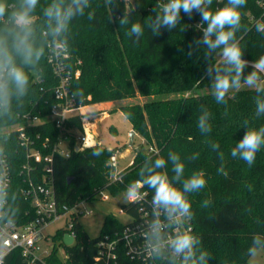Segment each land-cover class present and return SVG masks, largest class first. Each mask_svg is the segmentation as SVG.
I'll return each instance as SVG.
<instances>
[{"label": "trees", "instance_id": "16d2710c", "mask_svg": "<svg viewBox=\"0 0 264 264\" xmlns=\"http://www.w3.org/2000/svg\"><path fill=\"white\" fill-rule=\"evenodd\" d=\"M259 1L264 0H247L238 9L241 21L235 39L243 50V59L248 61L242 84L243 78L253 70L252 64L264 55V32L256 30L257 24L262 23L259 19L264 20V8ZM53 2L38 0L30 13L32 40L42 55L27 65L21 64L17 58V63L27 74L28 83L22 94L12 96L9 108L3 109L4 122L12 121L18 110L34 104L48 112L56 101L53 91L59 77L48 60V43L54 38L45 16V10ZM0 3L6 6L5 15L0 18V34H14L17 29L12 17L20 10L22 0H0ZM157 3L158 0H135L128 8L124 0H112L111 4L108 0H88L83 15L74 16L58 38L69 53V87L75 105L87 106L139 96L146 98L143 103L124 104L120 109L148 145L147 151L136 152L133 164L122 172V181L112 182L107 160L113 149L96 143L77 150L73 139L70 155L55 158L59 198L71 205L97 199L105 188L113 192L127 189L133 182H142L149 174L147 168L153 167L155 160L160 158L166 161L165 166L154 168V172L166 174L178 187L193 172L203 171L206 186L199 192L186 194L193 211L190 220L193 234L199 240L195 249L197 257L206 252L208 255L203 264H247L254 240H259L256 250L264 247V146L257 152L251 166L230 153L243 139L248 127L264 126V113L256 114L257 99L264 100V93H258L254 88H240L228 94L227 104L216 102L212 80L215 67H222L220 50L206 58L207 45L197 43L202 41L204 33L196 25L201 23L206 27V24L195 10L191 18L181 12L180 23L171 32L162 27L161 35H154L145 27L143 37H129L132 23L146 26L154 18L153 9ZM226 4L227 0H223L220 5ZM218 6V1L213 0L209 7L214 11ZM124 16L129 20L127 25L120 24ZM210 67L211 72L208 71ZM77 69H80L78 76L75 74ZM46 100L48 104H44ZM204 111L209 113L208 123L212 130L202 134L198 120ZM82 117L81 114L69 117L67 126L84 131ZM37 128L43 134L51 133L53 138L58 134L51 121ZM213 144H219V147L213 148ZM150 147L155 151L150 152ZM173 153L185 166L178 181L173 179L174 165L170 158ZM221 166L227 176L219 172ZM20 182L16 179L14 183L12 206L25 204L18 190ZM139 189L153 197L154 190L147 185ZM206 199L211 201L208 207L203 206ZM141 207V202L122 205L125 212L136 218L140 216ZM124 227V223L108 214L100 235L92 237L80 218L74 216L76 242L66 245L68 264H93L99 240L105 234L122 231ZM63 235L64 230H58L55 237L62 239ZM51 260L53 264H59L57 257ZM8 262L25 264L18 251L8 257ZM121 264L137 263L123 258ZM162 264H181V258L170 255Z\"/></svg>", "mask_w": 264, "mask_h": 264}, {"label": "built area", "instance_id": "2783aa9c", "mask_svg": "<svg viewBox=\"0 0 264 264\" xmlns=\"http://www.w3.org/2000/svg\"><path fill=\"white\" fill-rule=\"evenodd\" d=\"M130 8L135 0H124ZM218 8L223 0H217ZM164 0H158V3ZM264 8V1H259ZM264 15V13H263ZM262 18V17H261ZM262 23H264L263 19ZM204 33L201 23L196 24ZM61 43V42H60ZM63 44V43H61ZM48 60L53 66L54 73L59 77L53 96L56 101L48 112L45 108L34 104L32 107L18 110L12 121L6 119L3 109H0V264H9L8 257L18 251L25 264H53L57 257L59 264H68L69 254L64 242L65 234L73 237L76 242V231L73 228V217L80 218L85 200L71 205L60 198L55 182V158L57 155L68 157L74 139L75 148L83 149L94 144L93 135L87 129L88 123L83 120L84 131L75 127H68L67 120L76 114H83L76 106L70 94V74L68 65L69 53L64 47H57L50 41ZM80 75V69L76 70ZM33 104V102H31ZM48 104V100L44 102ZM5 118V119H4ZM51 121L58 134L55 138L51 133L43 134L38 126ZM118 149H113L109 158L112 170L111 181L121 182L122 172L115 174L118 165ZM150 152L155 151L153 147ZM130 161L129 167L133 164ZM16 179L21 180L19 193L25 204L12 206V193ZM141 183L142 182H137ZM129 187V186H128ZM127 187V189H128ZM107 189V188H105ZM102 189L98 196L103 195ZM153 197L147 191L138 189L136 195H131L128 202H141L140 216L136 218L129 214L131 220L125 224L122 231L115 234H105L99 240L98 249L94 255L93 264H121L123 258H128L137 264H162L166 258L173 255L166 246V241L177 230L190 229L193 233L191 221H169L162 210H158L152 203ZM90 212V211H88ZM65 218V226L56 229L54 234L48 228L56 221ZM159 221L162 225L164 242L160 245L159 253L153 251V244L147 239L150 225ZM58 230H64L62 239L55 237ZM174 256V255H173ZM57 263V262H55Z\"/></svg>", "mask_w": 264, "mask_h": 264}, {"label": "clouds", "instance_id": "9594fccd", "mask_svg": "<svg viewBox=\"0 0 264 264\" xmlns=\"http://www.w3.org/2000/svg\"><path fill=\"white\" fill-rule=\"evenodd\" d=\"M109 4L112 0H108ZM247 0H227V4L217 8L214 11L210 9L213 0H164L157 3L153 9L154 18H151L147 25L142 23H132L129 29V37H143L145 27L151 29L154 35H161L160 29L166 28L169 32L176 29L180 23L181 12L191 18L193 11L200 14L201 21L206 24L202 41L198 44L207 45L206 58L216 50H220L222 67H215V75L212 80V89L215 100L218 104H227L226 97L233 90H239L242 84V77L248 61L243 59V50L235 39L236 31L240 27L241 13L238 10L245 5ZM38 0H22L21 8L17 11L12 21L17 31L0 34V109H7L10 106L11 98L14 94H22L28 83V77L23 67L17 63V58L21 64H31L38 60L42 55L41 49L35 46L32 40V33L29 25L31 23L30 13L35 9ZM88 6V0H54V2L45 10V16L48 18L51 35L57 47H64L59 42V37L67 30L70 21L77 14L83 15L84 8ZM6 6L0 3V18L5 15ZM91 15L89 19H91ZM129 20L124 16L120 20L121 25H127ZM257 32H264V23L256 26ZM214 37V38H213ZM191 55V53H189ZM253 70L243 78V84L249 88H254L258 93H264V55H261L253 64ZM211 67L208 69L211 72ZM264 113V100L257 99L256 114ZM209 113L204 111L199 116L198 128L200 132L206 133L212 130L208 123ZM248 125V122H244ZM264 146V126L248 127V130L239 141L235 148L231 150V156L245 161L251 166L256 154ZM219 144H213V148H218ZM99 155V153H93ZM223 159V153L220 154ZM173 162L174 180H180L184 174V164L179 162V156L171 154ZM166 161L163 158L156 159L154 166L147 168L148 175L144 176L142 185H147L154 190L152 203L158 210H162L169 221L191 220L193 211L191 202L187 193H196L206 186L205 173L195 171L190 177L183 180L182 186H176L166 174L154 172L155 169H161ZM223 175L227 176L223 166L219 169ZM141 183L133 182L129 185L127 191L129 195H136ZM2 199V195H0ZM210 200L203 202L204 207H208ZM162 225L159 221H154L150 225L147 239L153 244V251L159 253L160 245L164 242L162 236ZM199 243L197 237L190 229L180 231L169 237L166 246L171 249L175 257L181 258V264H203L206 261L207 253L201 252L197 257L196 245ZM259 240H254V246L249 248V253L256 255L255 245Z\"/></svg>", "mask_w": 264, "mask_h": 264}, {"label": "rangeland", "instance_id": "374dc122", "mask_svg": "<svg viewBox=\"0 0 264 264\" xmlns=\"http://www.w3.org/2000/svg\"><path fill=\"white\" fill-rule=\"evenodd\" d=\"M241 88L249 87L241 84ZM196 91L199 92L198 90ZM233 91H230V93ZM145 101L146 98L139 96L120 101L103 102L97 105H87L83 106L85 107L84 109H80V112L84 113L83 120L87 123L90 122V120L85 116L93 113L99 115L96 118H93V121L96 122L95 126L92 127L91 123L87 125V129H89L90 133L94 137V144L98 143L107 148L119 150L118 165L114 169L115 174L120 173L129 167L130 161L134 158L137 151H147L148 149L146 140L137 132L133 145L129 144L131 122L120 109V107L124 104L143 103ZM105 112L108 114H106L101 120L100 116ZM107 165L109 168V176L111 177L112 170L109 166V159L107 160ZM103 193L107 196V198H103V195H100L97 199L85 201L82 206L80 221L84 229L92 237L100 235L105 217L108 214L114 215L122 223H127L131 220L129 214L122 211V205L127 203L129 201V197L131 196L128 194L127 189H123L119 192H113L110 189H105ZM64 226L65 218H62L54 222L48 228V232L54 234L56 229ZM247 264H264V247L257 249L256 255H252Z\"/></svg>", "mask_w": 264, "mask_h": 264}, {"label": "water", "instance_id": "95a60500", "mask_svg": "<svg viewBox=\"0 0 264 264\" xmlns=\"http://www.w3.org/2000/svg\"><path fill=\"white\" fill-rule=\"evenodd\" d=\"M135 135H136V131L134 129H132L131 132H130V142H129L130 145H133L134 139H135ZM76 149L78 150L79 148H76ZM64 242L67 245L71 244L73 242V237L71 235H69V234H65Z\"/></svg>", "mask_w": 264, "mask_h": 264}, {"label": "crops", "instance_id": "0c3cea01", "mask_svg": "<svg viewBox=\"0 0 264 264\" xmlns=\"http://www.w3.org/2000/svg\"><path fill=\"white\" fill-rule=\"evenodd\" d=\"M101 103H103V102H101ZM97 104H100V103H97ZM82 108L84 109L85 107H82ZM82 114H84V113H82ZM106 114H108V113L107 112L102 113V115L100 116L101 117L100 119L102 120ZM97 116H99V115L95 114V113L85 116L86 118H88L90 120V122H88V124L91 123L92 127L96 125V122L93 121V118H96ZM132 129H133V127H132V124L130 123V132H131Z\"/></svg>", "mask_w": 264, "mask_h": 264}]
</instances>
